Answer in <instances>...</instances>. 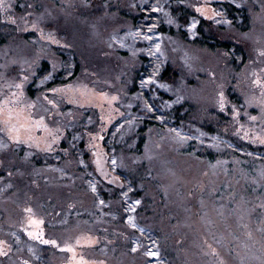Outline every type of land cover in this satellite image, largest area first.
I'll return each instance as SVG.
<instances>
[{"label": "rangeland", "instance_id": "obj_1", "mask_svg": "<svg viewBox=\"0 0 264 264\" xmlns=\"http://www.w3.org/2000/svg\"><path fill=\"white\" fill-rule=\"evenodd\" d=\"M1 168L0 264H264V0H0Z\"/></svg>", "mask_w": 264, "mask_h": 264}, {"label": "trees", "instance_id": "obj_2", "mask_svg": "<svg viewBox=\"0 0 264 264\" xmlns=\"http://www.w3.org/2000/svg\"><path fill=\"white\" fill-rule=\"evenodd\" d=\"M45 65H47V62H44L43 63V66H45ZM142 141H143V138L141 139V142L139 143L140 145L142 144ZM81 145L83 146V143H81ZM66 142H64L63 143V148H66ZM8 150H10V151H14V148L12 149V147L11 148H9ZM33 152V151H32ZM32 156H30V161H33V166H27V164H26V172H25V174H26V186L28 185V187H29V189H30V184L31 185H33L34 184V177H32L31 176V174H30V172H31V170L33 169V167L35 166V167H37V168H42V167H45V168H49V173L50 174H52L53 172V174H54V176L51 178V179H47V180H44L42 183L43 184H45L46 185V183H48V184H52V182L53 181H65V179H67L66 178V175H68L69 173H72L73 172V170L71 169V166H73V168H74V173H75V168H76V166H74L69 160H68V156H66V155H64V154H62V153H60L59 154V156H60V159L59 160H56V159H54V158H52L53 156H50L51 154H46V153H40V152H35L34 154H31ZM87 156H88V153H84V159H86L87 158ZM56 160V161H55ZM61 160V161H60ZM68 160V161H67ZM62 162H63V166H65V168H66V171L63 169V167H60L59 168V171H61V172H63V173H61V174H59V171H55V170H51V167H53L54 165L55 166H62ZM55 163V164H54ZM80 165V164H79ZM78 165V167H77V170H81L82 169V167H80ZM22 168V164L19 166V165H16L14 168H13V170H15L16 171V175L17 176H19V173H18V171L20 170ZM65 173H67V174H65ZM6 174V171H4L2 168L0 169V176H3V175H5ZM64 174H65V176H64ZM90 177V176H89ZM15 180V179H14ZM68 180V179H67ZM18 181H20V184H21V186H24V184H25V179H22L21 180V178H19V180ZM70 182H71V180H69ZM102 187V188H101ZM23 188V187H22ZM32 188V187H31ZM98 188H100V190H101V198L102 199H105V195H106V193H107V191H105L104 190V183H102L101 182V184L98 186ZM113 193H118L115 189H114V191H113ZM26 194H27V197H28V199H26V200H29V199H31L32 200V196L35 194V193H28V189L26 188ZM75 194V193H74ZM81 193H76L74 196L75 197H73V199H72V202L70 201L68 204H73V205H75L76 207H75V209H74V211L75 210H78V211H82L84 208H89L90 206H91V204H90V206H88V203L89 202H82L81 200H80V202H78L79 201V198H80V195ZM92 194V193H91ZM115 194L113 195V196H115ZM38 195V193H36V196ZM88 198H89V195H86ZM118 195H116L114 198H112V199H110V205H111V207H116L117 209H122V205L121 204H119V202H118ZM35 200L36 199H38V201H39V198H37V197H35L34 198ZM30 201V200H29ZM106 201H108V199H106ZM105 201V202H106ZM31 202V201H30ZM122 202V201H121ZM113 205V206H112ZM91 208V207H90ZM58 210H60V209H57V211ZM82 216V215H81ZM120 231H119V233L121 234V233H125L123 230H121V229H119Z\"/></svg>", "mask_w": 264, "mask_h": 264}, {"label": "snow or ice", "instance_id": "obj_3", "mask_svg": "<svg viewBox=\"0 0 264 264\" xmlns=\"http://www.w3.org/2000/svg\"><path fill=\"white\" fill-rule=\"evenodd\" d=\"M194 26V25H193ZM137 203H139V202H137ZM152 255H154V253H151Z\"/></svg>", "mask_w": 264, "mask_h": 264}]
</instances>
